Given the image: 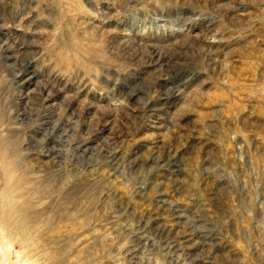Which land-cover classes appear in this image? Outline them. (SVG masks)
I'll use <instances>...</instances> for the list:
<instances>
[{"label":"rangeland","instance_id":"374dc122","mask_svg":"<svg viewBox=\"0 0 264 264\" xmlns=\"http://www.w3.org/2000/svg\"><path fill=\"white\" fill-rule=\"evenodd\" d=\"M0 27V264H264V0H0Z\"/></svg>","mask_w":264,"mask_h":264},{"label":"bare ground","instance_id":"6f19581e","mask_svg":"<svg viewBox=\"0 0 264 264\" xmlns=\"http://www.w3.org/2000/svg\"><path fill=\"white\" fill-rule=\"evenodd\" d=\"M0 29L1 30H3V28L2 27H0ZM0 49H3L5 52H9V49L7 50L4 46H1L0 47ZM5 59H6V61H7V66L9 67V68H13V66H15V63H16V60H15V58H14V56L13 55H11V54H7L6 55V57H5ZM29 62V61H28ZM28 62H26V61H22V63H23V65L25 66V71L23 72V73H26L28 70H26V68H29L28 67ZM22 72V71H21ZM11 73L15 76V77H20L21 76V73L20 72H15L14 70L13 71H11ZM31 80H33V76H29L28 78H26L25 79V82H30ZM49 100V98H46V99H43V101L44 102H46V101H48ZM28 101L30 102L31 101V98H28ZM57 125H58V123H57ZM59 127V126H58ZM55 128H57V127H55ZM56 130V129H55ZM65 133V130H62L61 132H60V137L61 136H63V134ZM54 133L52 132V135H53ZM67 134V133H66ZM58 136V137H59ZM82 150H83V152L88 156L89 154H92L93 152H95L96 151V147H90V146H86V147H83L82 148ZM102 151V150H101Z\"/></svg>","mask_w":264,"mask_h":264}]
</instances>
